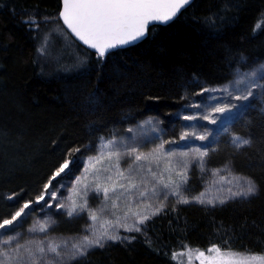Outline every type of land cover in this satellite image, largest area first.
I'll use <instances>...</instances> for the list:
<instances>
[{"label": "trees", "instance_id": "trees-1", "mask_svg": "<svg viewBox=\"0 0 264 264\" xmlns=\"http://www.w3.org/2000/svg\"><path fill=\"white\" fill-rule=\"evenodd\" d=\"M60 7L61 0H0V223L30 203L18 219L22 231L65 160L77 163L47 191L78 180L102 139L139 120L156 119L166 141L176 140L179 115L194 116L202 90L264 66V0H194L170 24L150 27L142 42L105 60L70 37ZM231 101L225 131L202 132L207 155L188 164L182 188L194 194L226 162L254 182V195L212 205L175 197L136 225L140 232L113 226L107 234L121 239L62 264H179L173 254L213 246L264 255V72ZM234 137L249 143L237 147ZM59 224L58 234L78 232L73 222Z\"/></svg>", "mask_w": 264, "mask_h": 264}, {"label": "rangeland", "instance_id": "rangeland-1", "mask_svg": "<svg viewBox=\"0 0 264 264\" xmlns=\"http://www.w3.org/2000/svg\"><path fill=\"white\" fill-rule=\"evenodd\" d=\"M48 42V41H47ZM264 72V66H253L244 75H240L233 81L227 83L224 86H214V88L208 89L209 91H201L198 104L199 107L194 111L195 120H185V116L179 115L181 121L175 130L176 144L169 146L164 145L165 150L173 149L177 152H188L187 157L175 156L169 162L167 160L162 161L159 165L156 163L149 164L144 161L137 162V165H143L142 168L137 169V165H133L134 169L131 174L136 176V182L141 184L140 191L145 190V185L148 189H151L153 185L156 184L153 180L150 172L147 171L151 167L158 174L163 172L165 182L169 178L173 181H179L180 176L177 175L178 172L186 171L185 165L188 166L190 162L199 156L200 149L202 147L197 136H204L202 132L214 133L216 131L224 132L225 125L224 121L234 110L232 109V104H236L235 101H231L232 96L242 87H244L248 80L258 79L259 76ZM213 89L217 91H212ZM227 89V91H224ZM209 97H215V99H209ZM224 98V99H223ZM230 103H225V102ZM231 109L230 112L218 113L214 109L217 107H225ZM204 117H207L205 119ZM215 121L213 123L212 121ZM131 129V131H130ZM184 132H190L193 135L186 141H181L180 136ZM166 133L159 121L153 118H145L139 120L136 123L127 126L123 130H118L115 136L112 138L102 139L94 154H89L85 158V165L79 176V179H75L67 182H59L55 189L47 191L48 193L54 192L56 194V199H52L50 194H45V201H41L38 206V212L36 215H31L27 220L29 222L28 227L25 230H21L17 224L14 226V231H10L8 235L2 238L7 240L10 237H15L13 240V245L17 242L24 245L42 244L45 248L49 244L57 246V251L59 255L54 253H46L44 257V264H62L73 258L72 255L75 253V249L72 247L74 244H80L85 236L94 239L101 233L107 232V229L118 225H128L136 222L138 217H133L129 213L126 217L125 213L128 212V200L127 197H121L119 200L116 199L117 193H109V199L105 201L103 188H112L117 183H127L125 180L118 179L117 170L113 167L116 164V157L112 156L113 152L126 153L132 148H135L137 153H149L154 148H157L162 142L166 141ZM109 141H114L115 143L109 144ZM107 145V146H106ZM187 145V146H186ZM201 146V147H200ZM199 149V152L197 151ZM111 156V160H109ZM96 158L89 161V158ZM135 159L133 156H123L119 161L120 171H124L125 175H129L127 169L132 161ZM229 163H222L216 172L215 178H207L205 182L206 185L197 188V192L192 195H187V190L181 187L180 194L178 196H173L170 190L163 189L157 186V195L153 196L151 192H148V198L144 200L141 198L140 201L135 199L138 196V192L133 194L132 202V212H137L140 215H148L161 204H164L170 199L175 197L187 198L189 201L197 202L194 198H200L204 200L202 204H217L221 200L224 202L237 197H250L256 193V190L251 195H237L233 196V193H242L247 189V181H251L255 186L254 182L247 178L246 176L236 174L230 168ZM172 168L171 172L166 171V169ZM87 169V171H86ZM110 169V170H105ZM111 177V179H109ZM100 185L101 191L97 192L96 187ZM256 189V186H255ZM164 194H167V198H164ZM203 194V195H201ZM211 201L212 203H208ZM87 203L86 210H80L77 208L79 215L68 216V209L73 206V204L79 206ZM115 202L118 207L113 209L112 204ZM199 203V202H197ZM64 205L65 207H60ZM150 205V207H148ZM103 209V210H102ZM95 212L96 219H91L92 213ZM19 219V218H18ZM73 222L77 225V233L72 235L58 234L59 223ZM41 225L46 226L45 232H40L38 229ZM123 227V226H121ZM36 229V231H31V229ZM70 233V230H66ZM11 233V234H10ZM4 246L0 245V248ZM92 248V247H91ZM222 252H229L227 250H221ZM231 252H238L230 250ZM199 252H204L205 257L211 255L216 256L215 253H208L206 250H201L196 252L188 251L183 255L177 254V262L179 264H210L208 259L205 257H200ZM243 256H264L239 252ZM77 256V255H76ZM215 264V262H211ZM251 264H260L259 261H252Z\"/></svg>", "mask_w": 264, "mask_h": 264}, {"label": "snow or ice", "instance_id": "snow-or-ice-1", "mask_svg": "<svg viewBox=\"0 0 264 264\" xmlns=\"http://www.w3.org/2000/svg\"><path fill=\"white\" fill-rule=\"evenodd\" d=\"M191 3V0H63V11L59 13V17L62 18L64 25L69 29L84 45L89 49L95 50L94 54L97 56L98 60H104L112 50L116 48L123 47L125 45L131 44L143 38L148 30V26L151 22H158L161 24H166L172 19H174L178 13L184 9L187 5ZM35 23V20L25 21V23ZM260 27V25H257ZM204 91H209L205 89ZM212 91H217L213 89ZM227 91V89H224ZM251 95V93H249ZM209 99H215V97H209ZM236 99L247 100L248 96H237ZM199 107V105H196ZM233 107H240L239 105H233ZM215 112L225 113L230 112L231 109L227 106L217 107L214 109ZM207 119V117H204ZM185 120H195L196 116H185ZM215 123V121H212ZM131 131V129H130ZM193 134L190 132H184L180 136L181 141L188 140ZM196 139L204 140V136H197ZM236 146L239 147L244 144H248L249 141L241 140L238 137L233 138ZM115 143L114 141H109V144ZM177 141H164L157 148H154L151 152L137 153L135 148H132L126 153L113 152L111 155L116 157V164L113 166L117 170V176L120 180H125L127 183H117L114 187L108 188L104 187V198L105 201L109 199V193H117L116 199L119 200L121 197L126 196L128 200V212L125 213L127 217L129 213L133 217H138L135 224L128 225H118L125 227L126 231H136L140 232V227L136 226L138 224H143L146 220L150 219L151 216L157 215L163 208V204L157 207L150 215H140L137 212H132V202L133 194L138 192V196L135 197L137 201H140L141 198L146 200L148 198V192H151L153 196L157 195V186L162 187L163 189L170 190L171 195L178 196L181 191L183 184L187 182L188 176L187 172H178L177 175L180 176V180L173 181L171 178L165 182L163 172L159 174L154 171L151 167L147 169L151 173L153 180L156 184L153 185L151 189H148L145 185V190L140 191L141 183L136 182V176L131 173L139 168H142L143 165H137V162L144 161L149 164L156 163L159 165L162 161H171L173 157H187L188 152H177L173 149L165 150V144H176ZM107 146V145H106ZM187 146V145H186ZM75 151H79L76 149ZM199 152V149H197ZM135 159L132 161V164L129 165L127 169L129 175H125L124 171H120L119 161L123 156H133ZM206 152H199V158L202 160L206 156ZM96 158L90 157L89 161L91 162ZM111 160V156H109ZM77 163L76 158L73 156L69 160H65L63 164L60 165L59 169L55 172L52 179L49 180L48 184H45V193L50 194L52 199H56V194L54 192L48 193L47 190L50 186H53V182H58L57 178L67 175L72 171V166ZM133 165H137V169L133 168ZM187 165H185V168ZM110 170V169H105ZM87 171V169H86ZM166 171L171 172L172 168L166 169ZM111 179V177H109ZM247 189L242 193H233V196L237 195H251L255 192V186L251 181H247ZM96 191H101V187L98 184ZM45 193H42L37 197L36 203L45 201ZM203 195V194H201ZM164 198H167V194H164ZM12 199V197H9ZM199 203H204L203 199L194 198ZM46 202V201H45ZM178 203H188L187 198H181L177 201ZM208 203H212L208 201ZM220 203H224L223 200ZM60 207H65L60 205ZM80 210H86L87 203L83 205H75L68 209V216L79 215L77 208ZM118 205L113 202L112 208H117ZM150 207V205H148ZM30 208V203H25L23 208L15 213L11 219H4L0 223V245L4 246L0 248V264H44V257L46 253H54L59 255L57 251V246L49 244L45 248L42 244L24 245L19 244L18 242L13 245V240L15 237H10V239H3L2 237L8 235L10 231H14V226L18 223V218L25 214V209ZM103 210V209H102ZM96 214L92 213L91 219L95 220ZM40 232L46 231V226L41 225L38 229ZM31 231H36V229H31ZM121 239L118 235H109L107 232L101 233L96 236L94 239L85 236L83 241L80 244H74L72 247L75 249L71 258H75L76 255L83 256L85 252L93 247H103L104 240H119ZM125 239H128L125 237ZM191 251V250H189ZM208 253H215L216 256L211 255L205 257L204 252H199L200 257H205L215 264H251L252 261H259L260 264H264V256H243L239 252H222L220 247L213 246L207 249ZM179 255H183L180 253ZM172 259H177V254H173ZM203 264V261H202Z\"/></svg>", "mask_w": 264, "mask_h": 264}, {"label": "water", "instance_id": "water-1", "mask_svg": "<svg viewBox=\"0 0 264 264\" xmlns=\"http://www.w3.org/2000/svg\"><path fill=\"white\" fill-rule=\"evenodd\" d=\"M193 1H194V0H191V3H192ZM191 3H190V4H191ZM190 4H189V5H190ZM189 5H187L184 9H186ZM184 9H182L174 19H172L171 21H169V22L166 23V24H161V23H158V22H151V23L149 24V26H148L147 33H146V35H145L143 38H141L140 40H138V41H136V42H133V43H131V44L125 45V46H123V47L116 48V49L112 50V52H114V51H116V50H119V49H124V48L130 47V46H133V45H136V44L142 42V41L147 37V35H148V31H149V28H150V27L155 26V25L166 26V25L170 24L172 21H174V20L179 16V14H180ZM61 11H63V0H61V7H60V11H59V13H60ZM58 18H59V21H60L61 25H62L63 28L65 29V31L70 35V37H71L75 42H77L80 46H82V47L85 48L86 50H88V51H90V52H92V53L95 52V50L87 48V46L84 45L82 41H80V40H79V39H78V38H77V37H76V36H75V35L69 30V29H67V26L64 25L62 18H60L59 16H58ZM104 60H105V59H104Z\"/></svg>", "mask_w": 264, "mask_h": 264}]
</instances>
